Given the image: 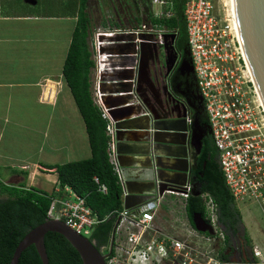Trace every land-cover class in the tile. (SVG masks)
Instances as JSON below:
<instances>
[{
	"label": "built area",
	"instance_id": "2783aa9c",
	"mask_svg": "<svg viewBox=\"0 0 264 264\" xmlns=\"http://www.w3.org/2000/svg\"><path fill=\"white\" fill-rule=\"evenodd\" d=\"M149 8V21L133 28H101L93 35L92 49L98 80L95 84L94 103L107 120L109 158L117 176L120 174L115 160V128L101 93V76L108 62L116 57L104 51L117 44L128 45L129 39L116 41L118 36H134L135 66L129 70L137 75L141 61V44L158 46L157 37L169 35L177 39V31L170 30L153 20H169L174 16L173 0H145ZM183 15L186 22L190 62L196 78L199 95L210 125V132L217 150V157L226 186L234 202L259 207L264 219V110L247 72L236 36L231 0H185ZM141 36L148 39L141 40ZM153 38V39H152ZM156 39V41L154 40ZM174 44V43H173ZM125 56V58H127ZM137 70V72H136ZM193 123V114L188 124ZM98 191L107 194L108 187L94 177ZM192 183L180 193L188 199ZM65 196L53 198L49 219L64 222L78 234L90 238L94 227L100 223L98 214L87 204L84 197L71 188H65ZM60 193V192H59ZM177 195V194H176ZM208 197L207 219L214 224L217 210ZM158 198L142 206L139 212H116L120 223L115 235L124 230L125 243L115 241L114 255L109 247L107 264H228L222 260L216 247L203 237L190 241L171 236L159 230L154 218L159 207ZM57 211V213H55ZM197 232V231H196ZM199 233V232H197ZM201 234V233H200ZM199 237V236H198ZM252 264H264V249L253 247Z\"/></svg>",
	"mask_w": 264,
	"mask_h": 264
},
{
	"label": "water",
	"instance_id": "95a60500",
	"mask_svg": "<svg viewBox=\"0 0 264 264\" xmlns=\"http://www.w3.org/2000/svg\"><path fill=\"white\" fill-rule=\"evenodd\" d=\"M231 4L243 62L264 110V0H231ZM125 39L132 43L125 46L117 44L104 51L119 55L135 53L133 42L136 37H116L117 42ZM140 39L148 37L141 36ZM148 47L145 42L141 44L136 85L133 82L135 71L128 69L135 66L136 58L127 57L123 61L118 57L108 65L124 69L106 74L104 80L107 82L101 87L104 105L114 121L115 160L120 172L122 209L128 212H139L142 206L158 198L182 193L192 181V154L202 152L206 139L197 118L191 125L188 124L194 108L187 100L169 88H155L148 70L154 52ZM182 69L193 72L192 64L187 60L183 61ZM133 91L136 96L131 93ZM198 98L202 103V97L199 95ZM195 195L200 196L201 193ZM120 220L119 217L112 242ZM193 223L197 232L216 235V230L202 214L195 213ZM49 232L64 236L77 250L83 264H107L109 254H104L89 238L56 219L31 230L16 248L11 264H19L23 252L30 246H35L43 264H49L45 245ZM252 261L253 254L245 264ZM228 262L244 264L237 259Z\"/></svg>",
	"mask_w": 264,
	"mask_h": 264
},
{
	"label": "crops",
	"instance_id": "0c3cea01",
	"mask_svg": "<svg viewBox=\"0 0 264 264\" xmlns=\"http://www.w3.org/2000/svg\"><path fill=\"white\" fill-rule=\"evenodd\" d=\"M19 1L0 0V181L59 194L55 167L92 157L84 118L63 72L80 0H71L69 11L64 5L39 11L38 0ZM179 197L186 207L179 194L159 199L153 222L159 230L157 217ZM117 238L125 243L124 230Z\"/></svg>",
	"mask_w": 264,
	"mask_h": 264
},
{
	"label": "trees",
	"instance_id": "16d2710c",
	"mask_svg": "<svg viewBox=\"0 0 264 264\" xmlns=\"http://www.w3.org/2000/svg\"><path fill=\"white\" fill-rule=\"evenodd\" d=\"M173 1L174 16L169 20L153 21L177 31L178 48L186 50L185 59L190 61L187 28L183 15L185 0ZM88 4L89 0H80L76 28L63 72L84 118L92 157L55 167L59 177V194L47 193L33 187L8 186L0 181V264H11L15 250L24 237L37 226L50 220L49 210L53 198L65 196L66 187L86 198L88 206L98 214L100 223L94 227L89 239L99 249L112 245L111 256L114 255L116 235L113 242L112 238L117 223L116 212L122 210V189L109 158L108 122L103 118L93 99L92 77L96 65L91 46L93 19L87 9ZM136 21L138 24L142 22L140 17H137ZM196 118L203 132L209 136V141L204 142L200 154L193 153L192 156L191 183L197 185L193 186L192 194L186 201V214L195 229L193 223L195 213L202 214L204 219L208 217L209 198L205 197L208 195L216 207L219 224L224 227L229 224L233 227L243 218L226 186L205 108L199 100L196 111L193 112V119ZM94 177H98L100 182L108 187L107 194L98 191ZM197 192L201 195L196 196ZM208 237L213 238L210 235ZM45 245L49 264H83L77 250L64 236L49 232L45 237ZM222 259L228 261L227 257ZM19 264H43L35 246H30L23 252Z\"/></svg>",
	"mask_w": 264,
	"mask_h": 264
},
{
	"label": "rangeland",
	"instance_id": "374dc122",
	"mask_svg": "<svg viewBox=\"0 0 264 264\" xmlns=\"http://www.w3.org/2000/svg\"><path fill=\"white\" fill-rule=\"evenodd\" d=\"M21 1L22 0H20L19 2ZM38 1L39 3H41L40 4L41 6H39V11L40 9L50 10L49 8H52L50 7L51 5H53L54 7H60L64 5L65 7L63 8V10L65 11L72 10L71 0H61V2L60 0H38ZM87 7L93 19V33L91 38V46H92L93 35L97 32L99 28H101L103 32L106 31L109 27L133 28L136 25L137 17H140L142 22L144 21L145 23H148L149 21L148 16L150 10L147 6V3H144L143 0H89V4ZM168 28L171 30L170 27ZM157 43H158V48H157L158 55L156 58H153V60L150 61L149 67L150 68L152 67V70L156 69L157 74L154 75V78H157V81L159 83L164 84L166 81L167 73L171 67V62L174 57L173 45L170 37H164V36L157 37ZM114 55H115L114 57L116 58L119 57L121 59H125V56H127V54H123V55L114 54ZM117 69L122 71V69L124 68L106 67L101 76V83L107 82L106 80H104L105 79L104 76L106 74L109 75L111 74L112 71L116 72ZM125 69L127 70V68ZM134 77L135 78L133 82L134 85H136L138 77L137 75L135 76V74ZM92 78H93L92 91L94 94L95 84L98 80L97 71L95 70L93 71ZM109 80L112 79L109 78ZM133 90L135 91V88ZM134 91L131 92L133 95L136 94ZM5 181L6 179L4 177H1V182L5 184L6 183ZM178 199L181 201H177L175 204L170 206L168 211H166V206H165L164 209L166 212L160 214L156 219V222L159 224V226H161L163 232L171 236L184 238L190 241L199 240L200 237H203L205 242L208 241L207 239H205L207 238L206 235L197 233L196 230L192 227L190 220L186 214L184 200L181 197H179ZM235 207L240 212L242 218H244L245 220V225L251 236L252 246L255 247L256 245H258L264 249V219L259 207L242 205L240 203H235ZM55 213H57V211ZM210 244L211 245L213 244L212 248L214 249L217 246L215 240L213 241L210 240ZM107 249L108 248H103L105 252L107 251Z\"/></svg>",
	"mask_w": 264,
	"mask_h": 264
},
{
	"label": "flooded vegetation",
	"instance_id": "af4514ba",
	"mask_svg": "<svg viewBox=\"0 0 264 264\" xmlns=\"http://www.w3.org/2000/svg\"><path fill=\"white\" fill-rule=\"evenodd\" d=\"M164 37H170L169 35H165ZM153 39V38H152ZM171 41L172 38L170 37ZM156 41V39H154ZM177 41V39H176ZM176 41H172L174 57L171 62V67L167 73L166 81L164 84L159 83L163 90L166 88L171 89L174 93L178 94L184 100L190 104L194 109L191 112L196 111L197 101L200 99L199 90L197 88L196 78L194 72H189L187 69H182V63L185 59L186 50H182L178 48ZM174 43V44H173ZM147 45V44H146ZM156 47V51L154 48ZM158 46H150L148 49L152 50L154 53V58L158 55ZM154 65V64H153ZM150 72L154 75L157 74L156 69L152 70L150 68ZM197 91H196V89ZM197 92V93H196ZM203 104V103H202ZM206 136L205 142L209 141V136L206 132H203ZM208 222L211 223V220L207 219ZM211 225L216 230V235L213 236L215 239L217 246V254L222 259V257H227L228 261L230 259H237L241 263H246L247 259H250V255L253 254V246L251 241V236L248 232V229L242 220L235 224L233 227L228 224V226L224 227L219 224L218 214L217 221ZM202 234V233H201ZM208 238V233L203 234ZM212 238V237H211ZM104 254H109L105 252L103 248L101 249ZM109 250V247L107 251ZM223 260V259H222Z\"/></svg>",
	"mask_w": 264,
	"mask_h": 264
},
{
	"label": "bare ground",
	"instance_id": "6f19581e",
	"mask_svg": "<svg viewBox=\"0 0 264 264\" xmlns=\"http://www.w3.org/2000/svg\"><path fill=\"white\" fill-rule=\"evenodd\" d=\"M105 94V93H104Z\"/></svg>",
	"mask_w": 264,
	"mask_h": 264
}]
</instances>
